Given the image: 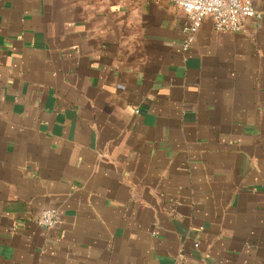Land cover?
<instances>
[{
  "label": "crops",
  "instance_id": "crops-1",
  "mask_svg": "<svg viewBox=\"0 0 264 264\" xmlns=\"http://www.w3.org/2000/svg\"><path fill=\"white\" fill-rule=\"evenodd\" d=\"M250 1L184 50L169 0H0V264H264Z\"/></svg>",
  "mask_w": 264,
  "mask_h": 264
},
{
  "label": "built area",
  "instance_id": "built-area-1",
  "mask_svg": "<svg viewBox=\"0 0 264 264\" xmlns=\"http://www.w3.org/2000/svg\"><path fill=\"white\" fill-rule=\"evenodd\" d=\"M185 14L181 28L184 36L183 49L187 50L194 41V36L205 18H210L214 29L219 32H238L243 22L250 18H260L250 0H169ZM44 228H53L57 224V211L44 210L38 220Z\"/></svg>",
  "mask_w": 264,
  "mask_h": 264
}]
</instances>
